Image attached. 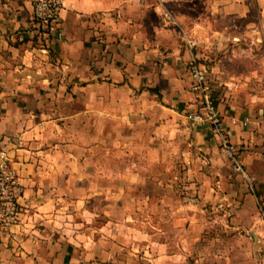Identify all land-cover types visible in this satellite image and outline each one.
<instances>
[{"label":"crops","instance_id":"1","mask_svg":"<svg viewBox=\"0 0 264 264\" xmlns=\"http://www.w3.org/2000/svg\"><path fill=\"white\" fill-rule=\"evenodd\" d=\"M187 1L62 0L61 35L42 45L29 32L30 0H0V146L24 185L21 225L0 232V264H236L229 248L202 257L205 203L230 217L228 234L250 235L240 242L254 260L238 263L264 264V0H213L220 31L181 26L171 5ZM192 55L209 62L215 104L257 192L189 118L200 111ZM171 152L195 199L174 239L152 225L144 193Z\"/></svg>","mask_w":264,"mask_h":264},{"label":"rangeland","instance_id":"2","mask_svg":"<svg viewBox=\"0 0 264 264\" xmlns=\"http://www.w3.org/2000/svg\"><path fill=\"white\" fill-rule=\"evenodd\" d=\"M192 2L195 4L192 5ZM171 6L174 14L177 10L183 13L184 20H181L179 18L177 19L178 23L185 28L194 26L195 24L208 26L211 30L215 31H220L224 28L225 22L222 21L220 12H218L217 8L214 6L213 0H189V2L187 1L182 5L173 6L172 4ZM211 40L212 42H218L219 38L217 35H215V37L211 38ZM230 48L231 47L229 46H225L224 50H222L220 53L215 52L213 57L217 56L216 58H221L222 56L227 55L228 53H230ZM248 60L249 58H247V61ZM252 61L253 60L251 58V62H246V64L253 65ZM200 62H202L206 67L208 75L207 65L209 64V62ZM133 157L135 158V155ZM176 158H178L177 153L171 152V155H167L168 161L166 167L161 165L160 170L158 169V167H152L150 188L149 190H147L145 187L144 192L145 194H147V191L149 192L152 225L155 228L161 226V228H163L162 230H165L166 235L171 239L178 238L180 234H184V224L186 223L185 219L191 211L189 205L194 202L192 200H195L194 197L191 196L188 192V182L184 178L185 169L182 167V165H179V163L176 162ZM158 170L161 172L160 176L158 175ZM243 180L245 181V179ZM146 185L147 183L145 182V186ZM158 185L160 186V188L158 187ZM246 188L250 192L251 189L257 192L254 181L252 182V187H250V184L247 183ZM136 190L140 191L141 188H136ZM137 191H135L134 194L140 197L141 192ZM138 196H136V200ZM211 207V204L205 203L201 211L202 216L198 221H196V224L198 225V230H196V237L203 245V247H200V252L204 254L202 255V257L206 256L208 253H210L211 255H217L220 248H229V250H232L233 262L236 264H239L238 262H240L238 258H241L242 263L246 261L248 262L250 259L254 260V256L252 255L254 247L249 245H242L240 242L244 236L249 237L250 235L246 234L244 231L242 233H238L239 231H235L228 234V231L224 228V224L226 222L228 223L230 217H225L222 215V208L219 207L217 209H214ZM159 209L160 213L158 212ZM258 210L260 217L264 219V210H261L260 208H258ZM160 216L161 220L159 221ZM229 238L231 240H234V244H229V247L221 244L222 239H225L223 241H227V239ZM216 239H219V241H217ZM187 249V258L190 260L191 256H196L197 254L196 246L189 247ZM238 250H243V252L239 254ZM244 252L245 254H243ZM207 260H210V262H207ZM211 261L212 257L205 258L200 264H216Z\"/></svg>","mask_w":264,"mask_h":264},{"label":"built area","instance_id":"3","mask_svg":"<svg viewBox=\"0 0 264 264\" xmlns=\"http://www.w3.org/2000/svg\"><path fill=\"white\" fill-rule=\"evenodd\" d=\"M30 3L31 29L29 32L42 45H48L52 37L61 35L59 27L63 2L62 0H30ZM165 16L168 21L175 23L169 12H166ZM184 42L190 50L195 46L194 42L187 37H184ZM187 71L191 80L190 89L200 103V111L191 114L189 118L194 124L205 125L209 129L232 171L239 174L252 187L253 178L247 173L238 148L232 141V130L215 104L206 67L195 55H192L187 63ZM23 194L24 185L12 167L10 153L0 146V232L11 235L12 228L21 225L24 210L20 199Z\"/></svg>","mask_w":264,"mask_h":264}]
</instances>
